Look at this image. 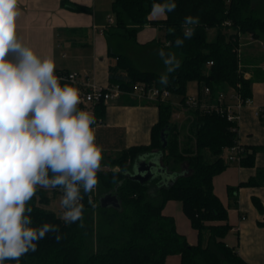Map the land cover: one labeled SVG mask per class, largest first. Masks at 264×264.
Instances as JSON below:
<instances>
[{
	"label": "trees",
	"instance_id": "obj_1",
	"mask_svg": "<svg viewBox=\"0 0 264 264\" xmlns=\"http://www.w3.org/2000/svg\"><path fill=\"white\" fill-rule=\"evenodd\" d=\"M169 2L175 3L174 11L165 10L163 19H150L154 4ZM61 4L74 12H89L64 0ZM111 10L114 24L104 31L108 56L114 59L108 67V86L130 92L136 83H144L167 90L183 104L188 83L196 82L199 100L204 99V87L209 88L210 98L218 91L234 88L242 99H250L251 82L238 69L241 53L236 50L241 35L260 40L264 49L263 0H113ZM188 16L198 18L199 23L186 25ZM145 26L163 31L164 42L139 44L136 34ZM185 27H194L191 38L184 37ZM210 29L215 32L208 40ZM177 39L183 43L177 45ZM161 50L163 56L159 55ZM171 54L180 59L181 65L167 72L164 60ZM164 75L168 76L167 85L160 83ZM60 83L76 87L68 81ZM155 105L158 118L151 128L149 145L124 149L113 158L102 154L101 167L108 166L110 170L97 172L94 193L80 190L82 222L65 224L60 216L42 208L40 205L47 204L48 199L40 192L26 205L32 208L31 213L25 212L32 221L26 226L39 228L50 223L58 226V232L50 231L34 242L36 251L29 250L18 260H5L3 264H166V258L174 255L179 256L178 264H245L223 241L230 229L227 211L212 186L213 177L225 167L222 152L237 143V133L230 130L234 124L215 112L188 110L191 118L185 125L189 137L181 143L180 125L170 122L175 109L172 101L157 100ZM77 108L84 110L81 105ZM92 108L97 120L105 106L100 101ZM258 118L264 126V106ZM162 131L165 148L160 140ZM144 156L159 157L164 172L142 184L127 175L133 174L134 163ZM239 164L251 166L253 155L243 149ZM48 175L51 178L55 174L49 171ZM253 182L251 179L247 185ZM236 191L237 188H228L234 204ZM106 195L115 196L118 206L102 207L100 199ZM168 201L180 203L197 234L195 245H189L185 236L176 231L172 217L162 214ZM56 235L62 238L57 241Z\"/></svg>",
	"mask_w": 264,
	"mask_h": 264
},
{
	"label": "crops",
	"instance_id": "obj_2",
	"mask_svg": "<svg viewBox=\"0 0 264 264\" xmlns=\"http://www.w3.org/2000/svg\"><path fill=\"white\" fill-rule=\"evenodd\" d=\"M62 1L18 0L17 38L41 58H51L56 64L55 75L76 73L74 84L79 94L92 84L108 87V67L114 59L108 56L104 31L113 26L107 23L108 18L114 20L109 14L113 0H64L89 10L82 13L63 7ZM163 17L151 11L150 19ZM161 33L159 28L145 26L136 34V40L139 44L161 41ZM239 50L244 53L242 72L251 82V103L240 110L237 143L247 155H253V164L228 163L224 150L225 167L213 177L212 186L227 211L230 229L223 241L245 264H264V126L258 118L264 106V49L260 40L241 35ZM10 55L14 58V54ZM194 92L192 95L197 90ZM155 103L125 93L103 103V115L91 126L101 153L115 157L112 154L118 155L124 149L149 145L150 131L158 118ZM84 110L93 115L92 105ZM251 179L255 182L247 185ZM228 188H237L235 204L229 199ZM162 214L174 219L176 231L185 236L189 245L196 244L197 234L180 203L168 201ZM165 262L178 264L179 256H169Z\"/></svg>",
	"mask_w": 264,
	"mask_h": 264
},
{
	"label": "clouds",
	"instance_id": "obj_3",
	"mask_svg": "<svg viewBox=\"0 0 264 264\" xmlns=\"http://www.w3.org/2000/svg\"><path fill=\"white\" fill-rule=\"evenodd\" d=\"M17 5L18 0H0V264L36 251L34 242L50 231L58 232V226L50 223L39 228L26 226L32 223L25 215L32 208L26 205L37 186L46 190L59 186L65 209L60 218L65 224L82 222L80 188L85 194L96 188L102 159L91 127L95 118L77 108L79 90L69 84L61 86L63 77L55 75V62L41 58L17 38ZM175 7L172 2L154 4L152 14ZM184 23L194 26L199 20L188 16ZM193 35L194 27L184 28L185 38ZM182 43L176 40L177 45ZM159 55H164L163 50ZM164 63L167 72L181 65L175 54ZM160 83L167 85L168 76H161ZM49 171L55 174L51 178ZM61 238L55 236L57 241Z\"/></svg>",
	"mask_w": 264,
	"mask_h": 264
},
{
	"label": "built area",
	"instance_id": "obj_4",
	"mask_svg": "<svg viewBox=\"0 0 264 264\" xmlns=\"http://www.w3.org/2000/svg\"><path fill=\"white\" fill-rule=\"evenodd\" d=\"M108 25L114 24V20L112 18L107 19ZM262 46V44H261ZM237 54L239 53V48L236 50ZM207 65H211V62H208ZM238 69L239 71L242 69L241 61L238 62ZM76 73H70L66 76H60L63 77V81H68L70 83H75V80L77 78ZM242 76L247 79L246 74L242 73ZM128 94L132 96H136L138 99H146V100H168L170 97V93L167 90H160L156 87H149L144 83H136L132 90L130 92H124L120 90L117 86H108V87H101L96 86L94 84L88 85L87 89L80 93V103L78 105H81L82 107H86L87 105H94L100 101L103 103L108 102L111 99H117L122 94ZM202 95L204 99L199 100L197 98V95H191L190 97H186L183 104L180 103H172L174 107L176 106L177 109L181 111V113H185L188 110H201V111H207V112H215L220 114L221 116H224L225 119L233 123L230 127V130L237 133L238 136V120L240 119L239 113L242 107L250 105L251 100L250 99H242L241 96L236 92L234 88H230L227 92L218 91L217 94L210 98V90L207 87L203 88ZM178 118V115L176 116ZM226 152V162L228 163H237L239 164L242 154H243V148L238 145V143L234 144L233 146L229 147L225 150ZM103 171H109L110 168L108 166H103L100 168ZM118 169V168H114ZM83 188L81 187L80 190ZM43 190H46L40 186H37L36 193L43 192ZM52 191H61L58 189H47ZM95 189L93 190L94 193ZM35 193V194H36ZM92 197V196H90ZM65 210V209H64ZM63 210V211H64ZM60 214V217L63 214Z\"/></svg>",
	"mask_w": 264,
	"mask_h": 264
},
{
	"label": "rangeland",
	"instance_id": "obj_5",
	"mask_svg": "<svg viewBox=\"0 0 264 264\" xmlns=\"http://www.w3.org/2000/svg\"><path fill=\"white\" fill-rule=\"evenodd\" d=\"M264 2V0H263ZM111 17H115L114 13L111 10V6H110V12H109ZM214 32L215 29H210L208 31L207 34V39L211 40L214 36ZM161 41L164 42V33H161ZM239 53H241V50H239ZM244 58V53L241 54V60ZM162 70V68H161ZM206 71V70H205ZM163 72V71H161ZM197 90V84L196 82H189L187 85V91H186V96L190 97L193 93H195L194 91ZM171 101H173L172 103H177L179 100V97L171 95L169 98ZM178 115V118H176V116ZM191 116L189 115V113L185 112V113H181V111L179 109L176 108L173 110V113L171 115L170 118V122L172 124H177L180 125V141L181 143L185 142L186 138L189 137V132H188V126L185 125V122L190 120ZM117 154H112V156H115ZM113 158V157H110ZM173 175L168 178H172ZM152 180V179H151ZM153 181V180H152ZM43 194L45 197H47L48 201L47 204H43L40 205L42 208H44L47 211H51L53 213H55L56 215L60 216V214L62 213V211L64 210L61 206V202L60 199L63 196V192L62 191H52V190H43ZM40 195V193H36L34 196L38 197Z\"/></svg>",
	"mask_w": 264,
	"mask_h": 264
},
{
	"label": "water",
	"instance_id": "obj_6",
	"mask_svg": "<svg viewBox=\"0 0 264 264\" xmlns=\"http://www.w3.org/2000/svg\"><path fill=\"white\" fill-rule=\"evenodd\" d=\"M160 140L162 141V148H165L166 139L163 131L160 133ZM161 172H164V170L159 162V157L144 156L134 163V172L133 174H128L127 178L143 184ZM100 205L102 207H117L118 201L115 196L106 195L100 199Z\"/></svg>",
	"mask_w": 264,
	"mask_h": 264
}]
</instances>
